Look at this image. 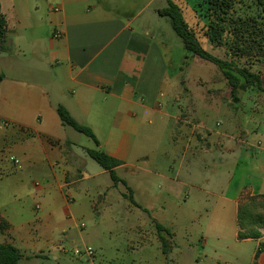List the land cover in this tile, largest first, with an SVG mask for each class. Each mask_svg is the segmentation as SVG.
I'll return each mask as SVG.
<instances>
[{
    "label": "crops",
    "instance_id": "1",
    "mask_svg": "<svg viewBox=\"0 0 264 264\" xmlns=\"http://www.w3.org/2000/svg\"><path fill=\"white\" fill-rule=\"evenodd\" d=\"M10 2L7 13L12 15L14 29L5 14L7 43L14 38L20 49L26 30L32 31L28 37L33 41L44 31L48 58L43 89L37 84L14 88L3 98L5 108L14 112L0 114V244L16 247L23 255L20 264H41L50 257L58 264H66L63 259L67 257L85 264H129L120 250H157L159 262L198 264L199 259L177 245L173 225L155 214L158 197L144 180L159 178L165 184L159 191V211L166 205L177 206L181 200L207 208L205 215L194 217L195 221L201 217L205 224L201 264H264V229L258 239H238L241 198L264 195V91H239L232 102L231 88L221 98L216 97L219 88L208 90L211 98L228 107L236 104L238 109L244 96L251 95L253 113L258 116L247 119L246 126L233 118L237 117L234 112L227 127H208L194 119L197 103L190 104L189 112H182V117L189 116L180 119L174 115L175 106L180 105L178 96L171 95L175 84L169 78V65L173 60L166 61L158 38L138 34L132 25L135 18L113 16L96 0ZM55 6L60 7L59 13L53 12ZM56 31L62 33L61 38L54 37ZM251 72L264 78V69L256 65ZM18 96H25L26 101L19 104ZM59 107L79 125L89 127L100 145L80 137L78 142L85 145H79L61 121ZM159 112L176 118L175 148L182 141L185 145L182 157L175 150L164 155L158 173V167L152 171L135 162L145 155L136 154L140 129L149 115ZM1 121L10 125L1 127ZM95 149L120 162L117 175L121 170L125 178L118 175L121 182L116 186L110 173L90 160L87 151ZM11 156L20 160L21 168L9 160ZM124 182L136 205L127 199V193L114 192ZM91 188L97 190L98 201L88 195ZM102 206L122 213L118 216L133 235L126 243H107L98 234L75 236L74 227L79 228L76 218L97 213ZM157 223L173 234L167 254ZM80 228L86 225L82 223ZM84 247L94 249L92 259L73 255L72 249Z\"/></svg>",
    "mask_w": 264,
    "mask_h": 264
},
{
    "label": "rangeland",
    "instance_id": "2",
    "mask_svg": "<svg viewBox=\"0 0 264 264\" xmlns=\"http://www.w3.org/2000/svg\"><path fill=\"white\" fill-rule=\"evenodd\" d=\"M3 1L4 12L11 21V29H14L12 15L7 13V8H10L11 2L10 0ZM98 1L99 3H103L107 11L113 16L129 21L135 18L132 25L137 29L138 34L148 39H152L153 37L158 38L159 43L163 45V55L166 61L171 63L173 60L174 64L169 65V78L172 79V82L175 84V88L171 87V95H177L178 98H176V100L180 104L178 107L175 106V117H179L180 119L188 117L189 115L182 117V112L184 111L187 114L189 108H192L190 105L192 103H197V112L194 119L204 122L211 128L221 129L224 126L227 127L230 117L234 112L237 117L233 118L244 126L247 125V119L258 116V114L254 115L253 113L255 102L253 98H248L251 95L244 96L241 109H238L236 104V106L228 107L223 101H217V99L211 98V95L208 94V90L219 88V96L216 97L221 98L228 96L227 91L230 85L224 76L223 70L217 65L188 53L184 48L181 38L173 32L169 20L156 13L157 10L168 6L167 0H96V4ZM172 1L182 8L186 21L190 27L196 31L204 49L220 59L233 60L236 66L235 68L237 69L247 67L252 71L255 65L260 70L264 69V60L259 61L255 57H232L226 55L224 49L221 50L213 47L204 35V22L201 20L199 13L194 11L192 0ZM248 3L250 4L251 2ZM26 5L28 8L29 4L27 3ZM239 7H242L244 10L246 8L241 5H239ZM252 8L253 10L255 9L254 6ZM39 26L41 27L42 25L40 24ZM25 34L26 37L25 40L22 41L20 49L15 46L14 38H12L11 42L7 43V50L4 52L0 51V82L3 81L0 83V114L2 115L14 112L12 109H6L3 102V98L5 96H10V92L14 88H32L33 84L41 86L42 89L44 88L43 81L47 72L44 61H46L45 59L48 56V54H45L44 47L46 46L47 34L41 31L39 37L36 38L35 41L28 37L32 35L31 30H26ZM235 68H233V71L237 74ZM254 86L257 91L260 89L259 87H261V90H264V78L260 79V86H258V84ZM259 92L262 91L259 90ZM24 97L25 96L17 97L19 104L26 101ZM262 98H264V96ZM231 101L234 102L233 97ZM262 103L264 102L262 101ZM16 109H18V107H16ZM261 115L263 116V113H261ZM175 117H164L161 116L159 112L153 113L146 118V122L142 125L136 140V154L145 155L143 156V160L136 161V164L152 171L158 167L156 171L159 173V165L162 168L164 155L166 153L170 154L175 150V153L178 152V155L182 157L185 142L182 141L180 146L176 148L173 144L177 129ZM161 118H163L164 123H159ZM149 121H151V123H149ZM68 128L71 137H73L75 141L78 142V138L80 137L92 144L91 139L76 132L70 127ZM82 143L79 145H85ZM95 164L100 168L98 163ZM180 164L181 162L178 161L175 167L178 169ZM173 174L174 173H171L170 176H173ZM118 175L125 178L121 170L118 172ZM136 178L139 179V175ZM154 179L155 180L152 182L148 179H145V182H143L145 184L149 183L147 187L152 190L153 195L158 197L157 208H154L155 214L167 222L169 226L173 225L174 231L172 232L176 233L177 245L184 249L182 252L191 253L195 256V259H199L198 264H201V261L204 259V250H200L203 249L200 245V241L201 237L204 235L202 233V228L205 227V224L201 217H199V221H195L194 217L195 215H205L207 208L198 207L189 201L184 202V200H181L178 202L177 206H173L172 204L170 206L166 205L165 209L159 211V191L162 192L165 184L163 181L159 182V178L157 180L156 178ZM134 181L137 180L135 179ZM86 185H89V183L86 182ZM101 185L104 186L105 183H101ZM126 185L124 182L122 189H116L114 192L118 193L119 191H123L127 193V199L129 200L131 196L133 197V193L132 191L128 192L126 190V188L128 189ZM96 194L97 190L91 188L88 195H90L92 200L98 201L99 197ZM103 200L104 196H102V201ZM138 200L140 204L144 203L141 197L138 198ZM162 201L163 200H161V202ZM118 213L119 212H117L115 208H106L102 206L98 209L97 213H91L88 217L78 216L75 223L79 225V228L74 227L75 236L79 238L86 237L87 234H98L107 243L111 241H116L121 244L126 243V238L133 237V235H131L128 230L126 231L124 227L126 226L127 228V225L121 222ZM119 215L122 216V213H119ZM82 223L86 225V228H80ZM186 248H189V250H186ZM120 252L125 255L124 257L129 261V264H168L166 259H162L159 262V253L157 250H120ZM63 262L66 264H85L78 263L73 257H67L63 259ZM41 264L58 263L50 257Z\"/></svg>",
    "mask_w": 264,
    "mask_h": 264
},
{
    "label": "trees",
    "instance_id": "3",
    "mask_svg": "<svg viewBox=\"0 0 264 264\" xmlns=\"http://www.w3.org/2000/svg\"><path fill=\"white\" fill-rule=\"evenodd\" d=\"M167 2L168 6L159 10V15L169 20L173 32L181 38L188 53L213 63L223 70L234 100L239 91L254 88L255 84L260 86L259 76L247 67L237 69L233 60L220 59L204 49L196 31L186 21L182 8L172 0H167ZM239 5L246 7L245 10ZM192 7L203 20L204 35L213 47L224 49L226 55L232 57H255L259 61L264 60V0H192ZM8 29V19L2 11L0 0L1 52L7 50ZM233 68L237 70V74ZM259 88L261 90V87ZM57 112L64 125L92 139L97 146L100 145L94 132L89 127L79 125L65 108L59 107ZM87 153L91 159L110 173L115 186L121 182L117 175L119 161L101 149L88 150ZM130 200L136 205L132 196ZM156 226L163 251L167 254L173 234L169 228L161 224L157 223ZM238 226L239 240L258 239L262 236L264 195H245L241 198L238 209ZM22 257L21 252L13 245L0 244V264H20Z\"/></svg>",
    "mask_w": 264,
    "mask_h": 264
},
{
    "label": "built area",
    "instance_id": "4",
    "mask_svg": "<svg viewBox=\"0 0 264 264\" xmlns=\"http://www.w3.org/2000/svg\"><path fill=\"white\" fill-rule=\"evenodd\" d=\"M53 12L58 13L60 12V7L55 6L53 7ZM54 37L59 39L62 37V33L56 31ZM10 124L8 122H3L1 127H8ZM9 160L18 168H21L20 160L16 159L15 157H9ZM84 226V225H83ZM73 255L79 259H92L95 255V251L92 247H84V248H74L72 251Z\"/></svg>",
    "mask_w": 264,
    "mask_h": 264
}]
</instances>
